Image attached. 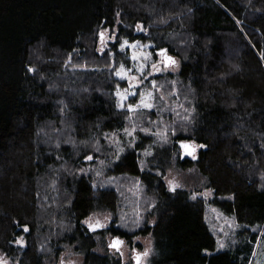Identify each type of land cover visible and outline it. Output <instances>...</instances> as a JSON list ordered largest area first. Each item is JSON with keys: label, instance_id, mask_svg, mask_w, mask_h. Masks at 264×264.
Segmentation results:
<instances>
[{"label": "trees", "instance_id": "1", "mask_svg": "<svg viewBox=\"0 0 264 264\" xmlns=\"http://www.w3.org/2000/svg\"><path fill=\"white\" fill-rule=\"evenodd\" d=\"M103 28L115 39L101 51ZM124 38L177 55L196 92L188 129L146 166L153 139L141 135L109 167L153 196L154 220L133 231L116 223L119 191L82 170L101 155L100 132L125 127L126 81L111 65L133 63ZM173 166H197L212 197L169 186ZM209 205L240 225L235 245L220 246ZM106 210L113 223L93 230L86 218ZM108 233L151 234L149 264H252L264 238V0H0V251L45 264L73 246L84 264H126L95 249Z\"/></svg>", "mask_w": 264, "mask_h": 264}, {"label": "rangeland", "instance_id": "2", "mask_svg": "<svg viewBox=\"0 0 264 264\" xmlns=\"http://www.w3.org/2000/svg\"><path fill=\"white\" fill-rule=\"evenodd\" d=\"M103 32L104 38L99 46L101 51L115 39V33L109 28H103ZM120 45L133 59L131 66L124 63L111 64L114 67L113 75L126 81L124 87L118 85L116 88L118 105L123 107L127 114L125 127L114 132H100L102 141L98 140V143L101 155L89 156V165H85L82 170L94 175L96 184L111 185L119 191L122 202L116 213V223L133 231L154 220L150 214L153 196L146 192L137 176L112 173L109 167L126 147L135 145L141 135L153 139L152 143L146 144L140 150L142 164L146 166L155 145L165 144L164 142L178 131L188 129L193 119L196 92L190 83L185 84L180 79L181 60L177 55H174V58L169 51L171 55L158 51L151 41H131L124 38ZM163 175L169 186L186 188L192 196L209 199L213 195L206 176L197 166H173ZM206 214L218 236L220 246L235 245V240L241 235V228L236 220L214 205L208 206ZM113 216L109 210L94 212L86 218V222L96 230L110 226ZM151 236L138 233L130 242L108 233L106 238L99 236L95 249L117 253L126 264H149L154 242ZM19 243L25 244L26 239L20 237ZM114 245H119L118 249ZM256 247L251 263L264 264V238L261 239V236ZM0 264L19 262L0 251ZM45 264H84V256L77 253L73 246H68L61 255L51 258Z\"/></svg>", "mask_w": 264, "mask_h": 264}, {"label": "water", "instance_id": "3", "mask_svg": "<svg viewBox=\"0 0 264 264\" xmlns=\"http://www.w3.org/2000/svg\"><path fill=\"white\" fill-rule=\"evenodd\" d=\"M115 246H118V245H115Z\"/></svg>", "mask_w": 264, "mask_h": 264}, {"label": "snow or ice", "instance_id": "4", "mask_svg": "<svg viewBox=\"0 0 264 264\" xmlns=\"http://www.w3.org/2000/svg\"><path fill=\"white\" fill-rule=\"evenodd\" d=\"M115 246V245H114Z\"/></svg>", "mask_w": 264, "mask_h": 264}]
</instances>
